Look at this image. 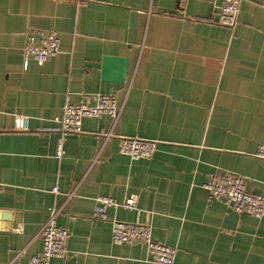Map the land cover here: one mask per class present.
Instances as JSON below:
<instances>
[{
  "label": "crops",
  "instance_id": "obj_1",
  "mask_svg": "<svg viewBox=\"0 0 264 264\" xmlns=\"http://www.w3.org/2000/svg\"><path fill=\"white\" fill-rule=\"evenodd\" d=\"M222 2L0 0V264L42 251L52 207L69 236L50 264H162L141 242L114 243V220L150 224L177 248L173 264H264V217L205 187L232 171L264 194V0H241L233 27L218 22ZM34 29L57 30L61 49L26 68ZM99 92L117 96L120 119L83 118L59 158L64 105ZM134 135L158 141L151 157L119 152ZM100 195L117 202L106 219L94 215ZM131 195L137 209L123 205Z\"/></svg>",
  "mask_w": 264,
  "mask_h": 264
},
{
  "label": "built area",
  "instance_id": "obj_2",
  "mask_svg": "<svg viewBox=\"0 0 264 264\" xmlns=\"http://www.w3.org/2000/svg\"><path fill=\"white\" fill-rule=\"evenodd\" d=\"M240 4L241 0H223L220 6L218 22L229 27L235 26L238 21ZM60 49L61 37L57 30L34 29L28 32L23 45L25 67L27 68L30 58H34L41 63L57 54ZM93 98L94 103L92 104L84 100L79 102L68 100L64 105L58 128L60 134L58 137L57 156L59 158L64 152L65 136L68 133L82 131L83 118L109 115L112 117L114 124L120 119L123 106L119 104L115 94L99 92L94 94ZM16 117V127L27 130L28 116L17 114ZM112 134L113 131L109 130L105 133V138L109 139ZM157 146V140L142 138L138 135L126 136L120 138L119 152L131 158H149L154 154ZM254 155L264 159V144L257 148ZM205 187L212 198L224 200L237 212L252 214L259 218L264 217V194L247 189L246 178L242 174L232 171L215 172L209 176ZM53 191L57 192L58 188H53ZM116 203V200L111 196H98L94 215L100 219H106L107 207ZM123 205L127 208L137 209L136 195L127 197ZM60 212V207L49 209L48 218L39 231L43 242L42 251L32 255L28 264H50L51 258L55 256L66 257L69 232L57 223V216ZM112 240L118 244L141 242L146 245L153 261L162 264L174 263L177 248L156 239L151 225L148 223L114 220Z\"/></svg>",
  "mask_w": 264,
  "mask_h": 264
}]
</instances>
